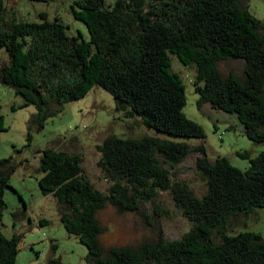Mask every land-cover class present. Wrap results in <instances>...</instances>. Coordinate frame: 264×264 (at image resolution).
I'll return each mask as SVG.
<instances>
[{"label": "trees", "instance_id": "trees-1", "mask_svg": "<svg viewBox=\"0 0 264 264\" xmlns=\"http://www.w3.org/2000/svg\"><path fill=\"white\" fill-rule=\"evenodd\" d=\"M68 7L84 25L86 39L80 31L67 35L64 23L44 13L38 21L5 18L0 0V47L7 53L0 63V83L11 87L22 105L34 107L31 125L40 128L58 111L53 106L99 85L124 117L136 116L157 133L203 137L202 127L181 111L184 87L170 69L173 54L195 67L191 83L197 106L207 103L234 115L244 135L263 144L254 157L236 152L248 161L240 169L225 156L207 158L201 145L158 135L110 134L96 145L106 193L84 175L78 154L43 149L37 185L63 205L59 219L86 247L89 264H264V233H228L226 227L231 216L264 209V24L239 0H71ZM229 58L243 61L240 78L216 68L215 61ZM4 128L0 114V131ZM192 151L198 152L195 165L205 180L201 196L173 181L162 165L179 162ZM13 169L9 158H0V214ZM157 191L170 193L190 227L176 239H166L157 227L151 240L104 249L95 211L105 202L118 211L137 210ZM18 239L0 232V264H16Z\"/></svg>", "mask_w": 264, "mask_h": 264}, {"label": "rangeland", "instance_id": "rangeland-1", "mask_svg": "<svg viewBox=\"0 0 264 264\" xmlns=\"http://www.w3.org/2000/svg\"><path fill=\"white\" fill-rule=\"evenodd\" d=\"M71 0H4L5 18L14 16L16 21H38L44 13L49 20L58 18L66 25L67 35L80 31L86 39L84 25L73 19L69 12ZM112 2V0H105ZM247 11L264 24V0H239ZM7 60V53L0 47V63ZM170 69L181 79L185 101L182 113L198 123L203 137H181L157 133L145 127L139 118L124 117L114 111L111 94L99 85L91 87L77 99L53 106L58 111L49 116L40 128L29 123L34 112L31 104L22 105V98L9 86L0 83V114L4 129L0 131V158H9L14 169L9 175L2 198L5 208L0 214V232L9 237L18 235L16 264H46L54 259L56 264H89L86 247L65 231L59 215L63 209L50 193L42 194L37 185L39 158L45 148L76 153L80 156L84 175L99 191L106 193L108 182L102 176L96 161L99 153L96 145L105 136L137 138L141 135H158L175 141H184L191 147L201 145L206 157L225 156L229 163L244 169L247 159L237 151L256 156L263 144L249 140L234 115L212 108L207 103L196 104L193 91L195 75L193 64H182L175 55L169 54ZM222 73L242 75L243 61L237 58L215 61ZM36 128V129H35ZM27 132L30 136L27 138ZM198 152L192 151L181 161L170 165L162 162L171 172V179L185 183L196 196L205 191V180L196 168ZM95 217L103 227L99 240L107 249L111 246L134 247L151 240L160 227L166 239L179 238L190 223L182 216L168 191H157L152 199L144 201L137 210L118 211L105 202L95 211ZM45 223L40 224L39 220ZM227 232L254 230L264 233V209L231 216L227 220Z\"/></svg>", "mask_w": 264, "mask_h": 264}]
</instances>
